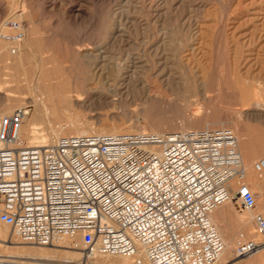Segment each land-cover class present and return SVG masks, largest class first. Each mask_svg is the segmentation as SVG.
<instances>
[{"label":"built area","instance_id":"2783aa9c","mask_svg":"<svg viewBox=\"0 0 264 264\" xmlns=\"http://www.w3.org/2000/svg\"><path fill=\"white\" fill-rule=\"evenodd\" d=\"M23 36L18 30L14 39ZM29 108L0 117V221L24 242L70 238L86 257L123 255L135 264H216L225 240L211 212L231 199L256 206L245 181L231 185L245 169L230 127L72 134L31 144L21 133ZM254 164L264 169V156ZM255 222L263 232L262 213ZM241 237L237 255L263 244Z\"/></svg>","mask_w":264,"mask_h":264},{"label":"rangeland","instance_id":"374dc122","mask_svg":"<svg viewBox=\"0 0 264 264\" xmlns=\"http://www.w3.org/2000/svg\"><path fill=\"white\" fill-rule=\"evenodd\" d=\"M48 1L52 0H0V33H15L10 21L17 19L25 37L35 47H32L34 55L26 53L24 45L22 47L24 57L28 56L26 60L31 61H26L24 71L16 60L13 63L16 56L11 58L9 54L17 41L0 37L7 46L0 49V81L6 91L19 95L13 101H0V117L6 107L14 110L22 101L29 104L31 110L34 107L30 101L32 93L23 80L25 72L30 75L35 70L32 58L43 56L46 63L68 59L63 63L72 62L78 77L89 80L99 60L95 57L99 48L105 49L111 63V67L105 68L100 96L79 102L81 106L62 112L61 118H52L57 124H61L62 118L63 124L69 119H78L93 121L98 127L96 123L101 119L123 125L128 129L125 132L139 131L134 129L138 126L152 131L150 125L154 122L177 130L181 129L179 124L184 119L209 112L222 120L229 119L225 126L231 127L236 113L245 108V95L253 97L255 89H260L259 97L264 102V0H60L66 10H75L76 19L69 17L72 13L69 11L66 15L50 11ZM22 11L20 18L15 17ZM5 20L7 25L3 27ZM88 50L94 54H85ZM116 63L121 65L116 66ZM57 67L62 69V64ZM130 69H135L142 81L152 82L150 92L156 96H145L141 85L126 82L125 74L132 73ZM153 70L169 77L172 89L152 75ZM16 83H20V87ZM204 94L211 99L203 98ZM236 119L237 130L250 137L247 142L264 146V117ZM40 126V132L47 133L46 124ZM261 156L264 153L246 159V163L253 165ZM253 171L257 173L254 168ZM244 181L250 187L253 185V181ZM229 224L233 225L231 232L243 231L234 228V221L229 220ZM0 225L13 229L3 222ZM250 225L252 230L256 229L255 224ZM263 235L247 238L263 239ZM63 245L57 247L80 250L74 243L70 244L74 248ZM261 251L243 255L251 258L245 264H264V249ZM4 252L8 253L0 248V254Z\"/></svg>","mask_w":264,"mask_h":264},{"label":"bare ground","instance_id":"6f19581e","mask_svg":"<svg viewBox=\"0 0 264 264\" xmlns=\"http://www.w3.org/2000/svg\"><path fill=\"white\" fill-rule=\"evenodd\" d=\"M126 1L130 2L132 0H126ZM181 1H183V0H181ZM43 2H44V0H43ZM48 6L50 7V11L55 12V10H56L63 15H66V11L72 12L69 15V17L72 19H76L77 15H76L75 10L74 9L66 10L67 8L64 7L63 1L62 2H60V0H52L51 2L48 1ZM17 13H18V11H17ZM23 13H24V11L17 14L15 17L20 18L21 14H23ZM57 18H59V17H57ZM5 22H6V20H5ZM10 23H11L12 28L15 29L16 32L20 29H21V31L23 30L22 25L20 24L19 20L12 18V21H10ZM6 25H7V22L3 24V27H6ZM23 32L25 33L24 30H23ZM15 33L7 34V33L1 32L0 37L3 36L4 38H9L11 41H17L18 44H16V43L15 44L18 46H16V45L12 46L9 49V54L12 55V57L10 56L11 58H13L14 55L16 56L14 58L13 63H16V61H17L18 65L22 66L23 70H24L25 64L30 63L31 61L28 62L26 60L28 57L26 54H25V56H27V57H24V55L22 53V47L24 45L25 49L27 50L25 52L26 53L28 52V54H29V52H31V54H33L32 53V52H34L33 48H35V47H33V44L29 41V39H27L25 37V35L21 39H18V40L14 39ZM31 33H32V31H31ZM29 37H31V36H29ZM6 47L7 46L4 43H2V39H1L0 40V49L4 50ZM156 49H158V48L156 47ZM105 53H106V51L103 48H99L98 54L95 53V54H97V55H95V57L98 58L99 60L95 64L96 69L92 73L89 80H86V79H88V77L86 79H80L78 77V75L72 69V62L63 63V61H69L68 59H60L59 61H55L56 60L55 59L52 61H48V59L46 58L48 61L47 63L45 62V58L43 60V56L41 58H40V56H38V58L34 57L31 59L32 60L31 64L35 65V70L33 67H31V70L33 69L34 71L30 75H28V73L26 74V72H25L23 80H25L24 82L27 86L26 88L28 89V91L30 93H32V95L30 96L31 97L30 101L33 102L34 107L32 108V110L30 108L28 109V114L25 116L23 124H22V128H21V133H22L23 137L27 140L28 143L37 144V143L55 142L61 135L102 133V132L103 133L104 132L117 133V132H125V130H128V129L122 127L123 125L120 127L119 124L109 123L108 121L101 120V119L98 120L96 123V124H98V127H95L96 125L93 124V121L91 122V121H86V120L83 121L82 120L80 122L78 119H71V120L69 119V121L67 123L64 122L65 124H63L62 123L63 118H62V119H60L61 124L60 123L57 124L58 121L54 122L52 119V118H55V120H56L57 117L61 118V116H59V115H61L62 112H66V111L72 109L74 106H81V104H80L81 101H85V100H88L90 98L100 96V94H101L100 91H101V88L103 87L102 83L104 82L102 78L105 76L104 73L106 72L105 68L111 67L110 60L108 59V56ZM31 54H30V56H31ZM85 54L93 55L94 53L88 50ZM26 61H27V63H26ZM45 64H49V65L45 66ZM58 64H62V69H59L57 67ZM115 65L118 66V65H121V63H116ZM133 65H131V67ZM125 66H128V65L126 64ZM154 67L156 69V66H152L153 69H154ZM131 71H132V73H130L128 75H127V73L125 74L126 75V78H125L126 82L130 85L132 83L134 85H137V84L141 85V87L143 88L142 93L143 92L146 93L145 96H153V95L156 96V94H152L150 92L151 91L150 83H152V82H150L148 84L147 82L142 81L141 77H139V74H137V71H135V69H133ZM156 71L157 70L151 71L152 75L159 78L160 82L164 86H166L168 89L169 88L172 89V87H171L172 81L170 80V78L165 76L164 74H163L164 76L162 74L160 75L161 71L157 72V73H156ZM126 72H128V71H126ZM108 75H110V74H108ZM108 80H109V78H108ZM17 85H18V87H20V83H18ZM130 85H129V87H130ZM263 85H264V83L262 84V86ZM250 88L251 87L249 86V89ZM255 90H256V91H254L255 95L253 97H251L249 95H245V102H244L245 108L240 109L236 113L237 114L236 118H239V117L245 118L246 117L247 119L249 118L251 120V119H255L259 116L264 117V102H262L260 100V97H259L260 89H255ZM261 90H262V88H261ZM252 91H253V89H252ZM18 97H19L18 93L15 94V93H11V91L10 92L6 91V89H4V86L2 85V82L0 81V101H5V103H6V101H8V100L13 101L15 99H18ZM203 98L211 99V96L204 94ZM8 103L9 102H7V104ZM24 103H26V102H24ZM24 103L22 101L20 103L21 106H17L15 109H17L18 107H22V106H29V104H24ZM7 104H5V105H7ZM5 110H6V112L4 114H11L14 111V110H11L12 111L11 112L10 107H6ZM196 115L194 118L184 119V121H182V123L179 124V127L181 129H188V127H191V128H213L215 126L216 127H224L226 125V121L229 120V119H224V118H223L224 120H222L221 119L222 117L219 118L217 116L210 114L209 112H206L204 114H196ZM71 117H73V115ZM236 118H234V119L237 120ZM235 120L233 121L235 126L232 125L230 128H233L234 132L236 133V135L238 137V144H239V148L241 150L242 156H243L245 173H244V176L242 179L239 177H234L231 180V185L233 188H236L241 181H244V179L246 181L248 180V181L252 182L254 175H256V177L258 178V177H261L260 174L263 175V172H264V169L257 170L255 168V164H254L255 162H253V165H252V163L250 165H248V163H246V159L253 158L262 149H259V151H258V149L256 148V146H257L256 143L253 142L254 145L256 144L254 146L253 144L247 142L248 136H246L244 134V132H242L241 130H240L241 132H239L237 130L238 127H236V121ZM41 123L46 124V128H47L46 132L47 133H42V131L40 132ZM154 123L157 124V122H154ZM154 123H152V124L150 123L151 124L150 129L152 131H145L142 126H138L134 129H138L139 131L151 132V133L152 132L153 133H166L169 131H174V130H172L174 128L171 129V126H169L170 128H168L167 126L166 127L165 126H158ZM230 123H231V121H230ZM185 127H187V128H185ZM241 128H242V126L240 127V129ZM126 132H129V131H126ZM252 133L253 132H251V134ZM248 138L250 140V137H248ZM258 154H260V153H258ZM253 168L257 171V173H254ZM257 178H256V180H257ZM236 183H237V186L234 187L236 185ZM251 187H253V185H251ZM256 188H257V185H256ZM259 193L256 195H259ZM256 197H258V196H256ZM255 210L256 209L254 207L251 209L244 208L240 205L238 200L231 199L228 202H226L225 204L215 208L211 212V218L213 219L214 223L217 225L220 233L222 234V236L225 240V249H224L221 257L219 258V260L216 262V264H245L246 260L251 259L249 257H248V259H246L245 257H243V255H237L235 241L242 238L241 233H243V236L245 238L249 237L250 235H255V237H256V235L258 236V235H261L264 233V231L263 232H259V231L257 232L256 231L258 229L256 227V222H255V215L257 214V213H255ZM229 220L234 221V223H235L234 228H239V229H242L243 231H240V232L237 231L235 233L231 232L232 230H230V229H232L233 225L231 226L229 224ZM4 224H6V223H4ZM250 224H253V225L255 224L256 229L252 230V227ZM6 225H8V224H6ZM256 239L261 241L263 244H261L257 250L252 252V254H254L256 251L257 252L261 251L264 248V238L263 239L256 238ZM26 243H30V242H24V241L20 240V238L18 237V235L14 229L10 230L7 227H2L0 225V248L1 249L3 248L4 250L8 251L7 254L5 252H4L5 254H0V259H2V258H14V259H18V260H23L24 262H26L28 264H74V263L82 264L84 262H86L87 264H135L134 259L132 257H129V256L96 253V254H91V255L86 257V254L84 253V251L77 250V249H59L57 247L58 245H61L62 243H64L63 246L74 248L73 246H71L72 243H74V241L70 238H64L58 243L51 244L52 246L31 245V244H26ZM32 244H34V243H32ZM3 245H4V247H3ZM84 257H86V258H84Z\"/></svg>","mask_w":264,"mask_h":264},{"label":"crops","instance_id":"0c3cea01","mask_svg":"<svg viewBox=\"0 0 264 264\" xmlns=\"http://www.w3.org/2000/svg\"><path fill=\"white\" fill-rule=\"evenodd\" d=\"M256 148L258 149V151H259V149H262L258 153H264V146L263 145H257ZM258 153L256 155H258ZM260 176L261 177L257 178L256 175H254V177H253V181H254L253 182V191L255 190L254 192L256 194H258L260 192L259 195H256L258 197H256V206L254 208L256 209V211H259L258 213H262L264 215V172H263V175L260 174ZM256 178H257V180H256ZM256 185H257V188H256Z\"/></svg>","mask_w":264,"mask_h":264}]
</instances>
